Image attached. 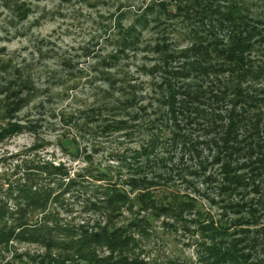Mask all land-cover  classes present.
I'll use <instances>...</instances> for the list:
<instances>
[{
  "label": "rangeland",
  "instance_id": "1",
  "mask_svg": "<svg viewBox=\"0 0 264 264\" xmlns=\"http://www.w3.org/2000/svg\"><path fill=\"white\" fill-rule=\"evenodd\" d=\"M162 2L171 0H0V264H220L218 246L237 241L249 252L252 232L264 242L258 148L224 154L226 103L185 99L198 80L168 84L162 59L180 69L206 2L236 4L242 26L264 32V0H185L167 19L151 9ZM146 14L165 21L137 23ZM131 28L138 41L111 59ZM157 43L167 48L154 51ZM9 105L16 111L5 115ZM248 119L236 125L253 145ZM15 124L23 128L11 131ZM229 162L244 183L236 196L223 191ZM216 230L222 241L209 237ZM116 232L127 236L120 244Z\"/></svg>",
  "mask_w": 264,
  "mask_h": 264
},
{
  "label": "trees",
  "instance_id": "2",
  "mask_svg": "<svg viewBox=\"0 0 264 264\" xmlns=\"http://www.w3.org/2000/svg\"><path fill=\"white\" fill-rule=\"evenodd\" d=\"M183 2H185V0H171V2L168 3L162 2L151 6V9L156 6V15L166 17L165 19H167V17L172 15L174 6H176V10L181 11ZM205 4L206 5L201 6V14L205 20L202 21V24L197 28L198 30L193 33L191 48L181 52L182 59H185V61L180 65V69L171 70L169 60L166 58L167 56L162 58L163 60H166L164 66L168 65V68L163 71L170 74L167 82L171 85L173 83L171 80L172 78L180 79L186 76L188 79L193 78L198 80L196 84L189 86V93L186 95L185 99H191V97L195 96L207 97L209 95L208 99H212L216 103L214 104V108L217 110L220 108L222 109V106L219 103H226L225 111L230 119L228 122L230 128L218 134V137L221 138V141L218 143L227 145L224 150L222 149L224 154L228 153L227 155H232L236 150L242 147H245L247 150L250 148H258L256 155L262 156V159L264 160V144L260 142L264 141V134L262 136L260 135L264 132V109L262 108L264 106V88H257L256 85L264 82V32H259L255 27L242 26V22L236 18L237 14L233 10V7L236 6V4L229 6L226 10L218 8V6L215 7L212 3L206 2ZM145 11L148 12L151 10H149L148 7ZM148 14L140 17L137 20V23L140 25H147L152 21H157L158 25H160L165 21L161 19L148 20ZM208 25H210L211 30H199L206 28ZM133 29L134 28H131V30H127L125 33L120 34V39L123 40L122 43L124 44L118 46L120 50L116 52V54L111 55V59H118L116 56L123 54L127 48V43H135L138 41V32ZM225 38L227 39L226 42L224 41ZM160 48H162L163 52L164 48H167V46L162 44L161 47L160 44L157 43L152 49L158 51ZM168 56L171 58L174 57L173 54ZM225 73H228L229 75L225 77ZM109 77L112 76L110 75ZM237 78L239 79L238 84H236ZM246 80L249 82H244ZM239 82L242 84L240 85ZM25 83L26 81L21 82V89ZM244 83H248V85L251 86L249 88L248 86H243ZM204 85H208L206 87L208 89L204 90ZM1 89L3 91L5 90L4 93L8 94L10 92V84L4 88L1 87ZM5 97L7 100L10 99V95ZM14 97H19V91L14 92ZM17 100L18 103L22 101V99ZM255 105H258V107L254 109ZM230 106L232 109L242 110V112H235L234 114L233 110H227ZM15 111L14 107L9 105L5 111V115H11ZM248 117H250L251 131L246 130V134L251 135L257 130V132H255L257 141L253 145H249L245 142L244 138H241L242 136H240V134L243 132L242 127L237 129L236 125L237 120L240 121L241 124H244V121H249ZM178 121L181 122V120ZM184 121L190 123L188 119L183 120V122ZM193 121L198 125L201 124V119H195ZM115 123L117 124V122L113 121L110 122L109 125L115 127ZM123 123L124 122H118L120 128L125 127ZM176 127H180L178 123H176ZM22 128V126L15 124L12 126L11 131H18ZM234 143L236 145H233ZM254 168V166H249V173L252 172ZM223 170L224 173H226L225 179L227 181L226 184L223 185V191L228 193V196L235 195L236 190L244 187V183L241 181L242 177L234 174L232 162H229L225 166L223 165L222 171ZM136 182L139 181L133 180L132 183L135 184ZM239 195H242V191ZM184 202L193 205L197 204L190 200H184ZM237 208L238 206H234L233 208H228V210L232 209V211L235 212ZM204 226L205 225H203L202 229L203 233H205L206 230ZM214 233L215 234L212 233V236H209L213 239L212 241H222L219 240L218 237H223L224 232L216 230ZM117 235L119 236L117 240L119 244L121 242L120 240L127 238V236H122L119 233H117ZM257 236L256 232L244 236L249 252L244 253L239 251L238 245L236 244L237 241L232 242L229 248L225 250H222L218 246L215 249L216 251L214 250V253H212V255L216 257V260L214 261H218L220 264H234L238 261L235 264H241L242 262L239 261L242 259L247 261L255 259L256 262L257 259L263 260L264 258L259 257L258 254L256 255V246L262 244L264 250V242L261 243L262 239H256ZM113 239L115 238H109V240ZM212 247H215V245ZM249 264L256 263L249 262ZM261 264H264V260Z\"/></svg>",
  "mask_w": 264,
  "mask_h": 264
}]
</instances>
